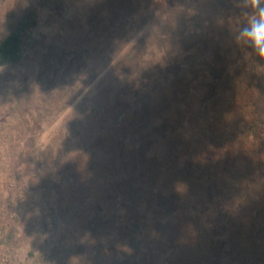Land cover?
Returning a JSON list of instances; mask_svg holds the SVG:
<instances>
[{
    "label": "rangeland",
    "instance_id": "374dc122",
    "mask_svg": "<svg viewBox=\"0 0 264 264\" xmlns=\"http://www.w3.org/2000/svg\"><path fill=\"white\" fill-rule=\"evenodd\" d=\"M6 6L0 42L38 23L0 66V264H264L246 0Z\"/></svg>",
    "mask_w": 264,
    "mask_h": 264
},
{
    "label": "trees",
    "instance_id": "16d2710c",
    "mask_svg": "<svg viewBox=\"0 0 264 264\" xmlns=\"http://www.w3.org/2000/svg\"><path fill=\"white\" fill-rule=\"evenodd\" d=\"M37 23L36 12L26 13L17 23L15 30L0 42V66L16 65L23 60L32 43ZM189 242L192 243L191 240Z\"/></svg>",
    "mask_w": 264,
    "mask_h": 264
},
{
    "label": "clouds",
    "instance_id": "9594fccd",
    "mask_svg": "<svg viewBox=\"0 0 264 264\" xmlns=\"http://www.w3.org/2000/svg\"><path fill=\"white\" fill-rule=\"evenodd\" d=\"M264 0H246V7L251 9L245 26L240 34L238 42L243 41L252 46L261 59H264ZM32 179V177H28Z\"/></svg>",
    "mask_w": 264,
    "mask_h": 264
},
{
    "label": "crops",
    "instance_id": "0c3cea01",
    "mask_svg": "<svg viewBox=\"0 0 264 264\" xmlns=\"http://www.w3.org/2000/svg\"><path fill=\"white\" fill-rule=\"evenodd\" d=\"M7 0H2V2H3V5H5L6 6V4H8V5H10V4H12V5H14L15 6V4H20V3H22V0H11L10 2H6ZM24 2H26V1H24ZM7 8H8V6H6Z\"/></svg>",
    "mask_w": 264,
    "mask_h": 264
}]
</instances>
